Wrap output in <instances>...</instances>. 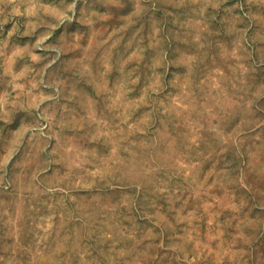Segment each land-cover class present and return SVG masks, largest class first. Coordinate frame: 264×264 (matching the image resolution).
<instances>
[{
  "label": "rangeland",
  "instance_id": "rangeland-1",
  "mask_svg": "<svg viewBox=\"0 0 264 264\" xmlns=\"http://www.w3.org/2000/svg\"><path fill=\"white\" fill-rule=\"evenodd\" d=\"M0 264H264V0H0Z\"/></svg>",
  "mask_w": 264,
  "mask_h": 264
}]
</instances>
